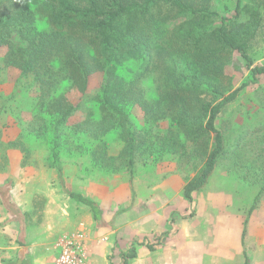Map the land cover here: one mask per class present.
<instances>
[{
  "label": "rangeland",
  "instance_id": "374dc122",
  "mask_svg": "<svg viewBox=\"0 0 264 264\" xmlns=\"http://www.w3.org/2000/svg\"><path fill=\"white\" fill-rule=\"evenodd\" d=\"M247 2L243 0L242 5ZM212 4L223 16L233 18L237 13V0H212ZM158 5H153L150 13L158 18L175 15L167 17L165 25L170 34L185 38V32L196 20L167 4ZM259 11L262 24L249 55L254 65L264 66V4ZM239 16L238 21H246L250 13L241 9ZM35 26L38 30L48 28L43 18ZM179 27L182 30L178 32ZM169 43L172 41L167 39L162 46H151L161 48L160 54L154 52L151 59L150 49L140 46L115 70L116 77L129 81L147 69L138 86L151 111L146 113L137 104H130L128 110L130 124L142 140L130 167L127 142L120 129L96 136L78 128L87 119L102 118L100 94L105 74H92L88 90L81 93L72 86L63 56L54 55L46 60L51 79L44 85L34 73L13 64L11 51L25 47L28 41L18 32L12 33L9 44L0 48V242L5 228L14 236L12 220H26L33 228V242L40 243L42 251L38 255L52 264L56 257L55 241L70 228L64 218L69 214L63 211L78 215L70 201L64 202V195L75 184L83 188L92 185L100 201L118 199L120 194L114 192L122 189L131 193L136 204L141 199L148 200L151 209L162 206L161 211L169 216H178L184 209L187 217L206 210L217 215L214 218L229 220V225L240 222L243 228L245 225L247 257L251 262L264 264V75L253 74L238 51L222 55V88L229 92L243 83L247 86L218 117L217 127L224 134V152L206 185L194 192L189 201L184 197V188L202 168L214 136L194 127L184 131L169 115L170 103L162 100L168 93L166 69H176L175 73L190 71L189 60L175 55L169 58ZM202 97L213 99L210 93ZM60 105L63 110L57 109ZM69 106L75 109L60 120ZM50 188L51 197L59 196L63 208L59 209L54 202L49 209L51 214L46 212L45 216L43 195ZM22 209L31 211L27 219ZM73 217L68 219L74 227L83 223ZM167 233L170 231L164 235ZM156 243L160 241L153 245Z\"/></svg>",
  "mask_w": 264,
  "mask_h": 264
},
{
  "label": "trees",
  "instance_id": "16d2710c",
  "mask_svg": "<svg viewBox=\"0 0 264 264\" xmlns=\"http://www.w3.org/2000/svg\"><path fill=\"white\" fill-rule=\"evenodd\" d=\"M157 3L167 4L196 20L185 32V38L170 34L165 25L167 17L171 19L175 15L169 13L158 18L157 14L150 13ZM242 4L243 0H237V13L229 18L213 7L212 0H0V48L9 44L14 31L18 32L28 44L12 50L11 60L38 76L44 85L51 79L46 60L54 55L63 56L72 86L81 93L88 90L92 74L103 72L100 106L104 114L97 121L87 119L78 128L94 132L96 136L120 129L127 142L128 163L133 167L134 155L142 140L130 124L128 110L130 104H137L144 112L151 111L138 86L147 69L129 81L123 76L116 77L115 70L138 47L150 49L151 59L154 52L161 51L160 47L151 46H162L165 40H171L167 45L169 58L175 55L189 60L190 71L175 73L176 69L167 67L168 93L162 100H168L169 115L184 131L194 127L214 136L213 147L202 168L184 188V197L191 201L193 193L206 185L224 152V134L217 127V119L247 86L243 83L229 92L222 88V55L238 51L253 74L264 75V66L254 65L249 55L262 24L259 7L264 0H248L246 5ZM241 9L250 13L248 20L238 21ZM42 18L48 28L38 30L35 22ZM181 30L179 27L178 32ZM204 93H210L213 99L204 100ZM62 106L57 109L63 110ZM74 109L69 106L60 120H65ZM70 196L88 205L96 219L101 218V209L94 201L80 194L70 193Z\"/></svg>",
  "mask_w": 264,
  "mask_h": 264
},
{
  "label": "crops",
  "instance_id": "0c3cea01",
  "mask_svg": "<svg viewBox=\"0 0 264 264\" xmlns=\"http://www.w3.org/2000/svg\"><path fill=\"white\" fill-rule=\"evenodd\" d=\"M70 193L94 201L101 209V218L96 219L91 208L72 198ZM114 193L120 194L118 199L100 201L92 185L83 188L75 184L74 189L64 195V202L70 201V207L83 221L80 226L84 225L88 234L91 252L89 264H260L251 262L247 257L245 225L243 228L240 222L229 225V220L214 218L217 215L206 210H199L187 217L184 209L178 216H169L166 211H161L162 206L151 209V203L144 198L136 204L131 193L122 189ZM50 194L51 188L43 195L45 216L46 212L51 214L49 209L54 202L59 209L63 208L59 196L54 199ZM156 201L157 198L154 199ZM22 210L27 219L31 211ZM63 214H69L70 219L71 216L77 218L65 210ZM69 217H64L70 227L66 233L80 228L79 224L75 227L70 224ZM11 224L15 228L14 236H10L6 228L2 230L4 235L0 242V264H49L39 256L42 250L40 243L33 242L32 225L26 220L25 223L24 220H12ZM168 230L170 233L164 235ZM62 235L55 241L56 257L59 253L58 241ZM163 238L165 240L162 241ZM155 241L160 243L153 245Z\"/></svg>",
  "mask_w": 264,
  "mask_h": 264
},
{
  "label": "built area",
  "instance_id": "2783aa9c",
  "mask_svg": "<svg viewBox=\"0 0 264 264\" xmlns=\"http://www.w3.org/2000/svg\"><path fill=\"white\" fill-rule=\"evenodd\" d=\"M55 264H89L90 245L84 225L59 238Z\"/></svg>",
  "mask_w": 264,
  "mask_h": 264
}]
</instances>
